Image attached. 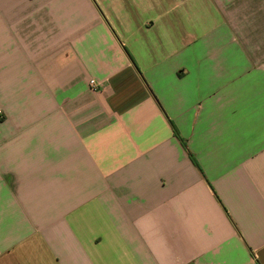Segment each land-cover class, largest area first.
Masks as SVG:
<instances>
[{"label": "crops", "instance_id": "obj_1", "mask_svg": "<svg viewBox=\"0 0 264 264\" xmlns=\"http://www.w3.org/2000/svg\"><path fill=\"white\" fill-rule=\"evenodd\" d=\"M0 264H264V0H0Z\"/></svg>", "mask_w": 264, "mask_h": 264}, {"label": "built area", "instance_id": "obj_2", "mask_svg": "<svg viewBox=\"0 0 264 264\" xmlns=\"http://www.w3.org/2000/svg\"><path fill=\"white\" fill-rule=\"evenodd\" d=\"M89 86L91 88L92 91H98L99 90V85L96 84V82L94 80H90L89 81Z\"/></svg>", "mask_w": 264, "mask_h": 264}]
</instances>
